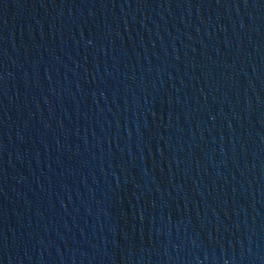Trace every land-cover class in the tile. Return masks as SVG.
Listing matches in <instances>:
<instances>
[{
    "label": "water",
    "instance_id": "1",
    "mask_svg": "<svg viewBox=\"0 0 264 264\" xmlns=\"http://www.w3.org/2000/svg\"><path fill=\"white\" fill-rule=\"evenodd\" d=\"M0 264H264V0H0Z\"/></svg>",
    "mask_w": 264,
    "mask_h": 264
}]
</instances>
